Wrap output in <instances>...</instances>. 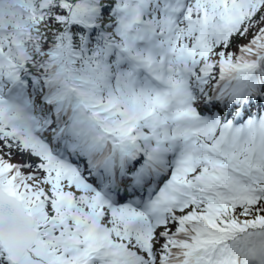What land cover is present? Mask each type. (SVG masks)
I'll return each instance as SVG.
<instances>
[{"label":"snow or ice","instance_id":"snow-or-ice-1","mask_svg":"<svg viewBox=\"0 0 264 264\" xmlns=\"http://www.w3.org/2000/svg\"><path fill=\"white\" fill-rule=\"evenodd\" d=\"M0 264H264V0H0Z\"/></svg>","mask_w":264,"mask_h":264}]
</instances>
